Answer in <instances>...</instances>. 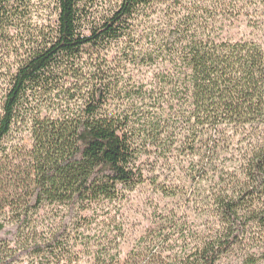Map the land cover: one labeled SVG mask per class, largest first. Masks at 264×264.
Listing matches in <instances>:
<instances>
[{
	"label": "trees",
	"instance_id": "16d2710c",
	"mask_svg": "<svg viewBox=\"0 0 264 264\" xmlns=\"http://www.w3.org/2000/svg\"><path fill=\"white\" fill-rule=\"evenodd\" d=\"M54 3L56 23L39 27L35 0H0V64L7 81L0 98L1 176L15 129L25 127L31 136L29 175L0 183L7 195L0 198V220L6 218L0 234L7 225L16 231L10 241L0 235V264L71 262L66 247L78 211L116 200L142 182L134 169L142 133L131 114L112 110L124 100L126 62L163 67L155 78L186 108L183 122L193 137L186 152L199 153L198 177L210 167L217 176L234 177L213 195L220 233L181 264H219L245 240L264 246V0H120L106 13L105 0ZM140 18L150 32L147 48L138 47L134 35ZM234 24L249 37L218 35ZM120 43L121 57L110 59L112 45ZM68 78L79 85L69 90ZM61 96L84 105L73 110L69 103L70 111L43 115ZM144 124L156 128L151 118ZM222 152L230 165L220 170ZM46 203L68 207V219L38 242L28 228Z\"/></svg>",
	"mask_w": 264,
	"mask_h": 264
},
{
	"label": "rangeland",
	"instance_id": "374dc122",
	"mask_svg": "<svg viewBox=\"0 0 264 264\" xmlns=\"http://www.w3.org/2000/svg\"><path fill=\"white\" fill-rule=\"evenodd\" d=\"M119 1L105 0L102 10L105 13L110 11ZM57 16L54 0H35V25L50 27L56 23ZM137 25L134 34L139 41L137 45L147 48L150 32L145 20L140 18ZM249 33L244 26L234 24L221 28L218 35L240 40L249 37ZM124 46V43L113 44L109 58L119 59ZM123 66L124 100L114 105L112 110L131 114L135 120V130L138 134L142 133L136 139L139 152L134 164L142 182L132 189L123 190L116 200L101 201L90 205L87 211H78V217L72 221L69 245L66 247L72 260H63L60 264H97L104 262L105 258L107 264L111 261L115 263L117 259L120 264H181L202 241L211 240L222 229L212 202L213 195L222 185H229L234 177L230 174L217 176L213 172L216 170L211 167L209 169L213 171L209 170L202 180L198 177L197 172L201 168L199 153L193 150L186 152L190 150L187 145H193V137L183 122L186 108L182 101L164 92L155 78L163 67L127 62ZM4 72L6 70L0 64V98L7 86ZM67 81L69 90L79 85L76 80L68 78ZM66 99L54 97L50 109L45 110L43 115L57 117L63 110L70 111V108L66 109L69 103L73 110L84 105L81 99ZM147 118L156 122L153 131L144 124ZM25 129L17 127L6 142L12 154L8 170L3 176L0 175V183L1 179L10 177L22 182L29 175L31 136ZM221 154L218 166L223 170L222 165L226 163V167H229L230 161L226 152ZM6 197V193H0L1 199ZM68 214V207L46 203L33 216L28 232L38 242L48 239ZM5 219L3 216L0 221L4 222ZM15 233L7 225L0 235L10 241ZM263 253L262 244L245 240L225 254L219 264H264Z\"/></svg>",
	"mask_w": 264,
	"mask_h": 264
}]
</instances>
